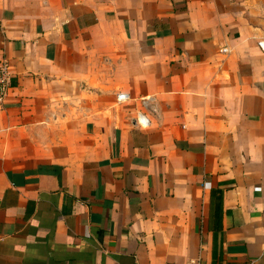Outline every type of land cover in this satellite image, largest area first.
<instances>
[{
	"label": "crops",
	"instance_id": "crops-1",
	"mask_svg": "<svg viewBox=\"0 0 264 264\" xmlns=\"http://www.w3.org/2000/svg\"><path fill=\"white\" fill-rule=\"evenodd\" d=\"M262 37L246 0H0V264H264Z\"/></svg>",
	"mask_w": 264,
	"mask_h": 264
},
{
	"label": "built area",
	"instance_id": "built-area-1",
	"mask_svg": "<svg viewBox=\"0 0 264 264\" xmlns=\"http://www.w3.org/2000/svg\"><path fill=\"white\" fill-rule=\"evenodd\" d=\"M257 47L264 53V37L259 39L257 42ZM12 75L11 70L7 64L6 61H3L0 63V101L5 96L7 90L11 86ZM128 100V96L125 93H117L116 94V102L117 103H124ZM141 106L145 108L146 110L156 114V110L154 108L153 99L152 97H145L140 100ZM138 120L141 124L146 125L147 119L145 116L141 113H137ZM205 185V184H204ZM167 264H175V263H167ZM185 264H199V259L194 258L188 260Z\"/></svg>",
	"mask_w": 264,
	"mask_h": 264
},
{
	"label": "rangeland",
	"instance_id": "rangeland-1",
	"mask_svg": "<svg viewBox=\"0 0 264 264\" xmlns=\"http://www.w3.org/2000/svg\"><path fill=\"white\" fill-rule=\"evenodd\" d=\"M256 11H258L259 15H263L264 17V0H246Z\"/></svg>",
	"mask_w": 264,
	"mask_h": 264
}]
</instances>
